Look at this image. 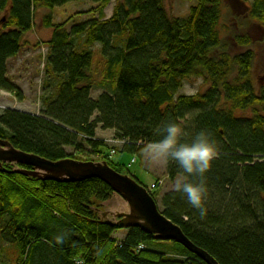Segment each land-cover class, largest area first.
I'll return each mask as SVG.
<instances>
[{
	"label": "trees",
	"instance_id": "obj_1",
	"mask_svg": "<svg viewBox=\"0 0 264 264\" xmlns=\"http://www.w3.org/2000/svg\"><path fill=\"white\" fill-rule=\"evenodd\" d=\"M71 1L79 0H0V89L23 99L8 78V60L29 42L38 9ZM93 1L102 6L100 15L70 28L45 16L44 26L54 28L44 44L58 84L44 95L39 116L5 109L0 139L52 161L74 157L68 147L84 152L89 146L101 156L106 144L97 139V128L102 124L126 141L120 152L142 157L143 146L160 139L168 122L182 126V142L206 129L219 156L204 178L190 179L208 186L207 216L201 218L176 190L164 196L163 213L220 264H264V86L260 90L253 78L251 37L242 33L231 36V45L225 42L226 0H196L186 18L170 16L164 0H116L107 18L103 9L112 0ZM246 8V24L264 23V0ZM82 36L88 48L79 50ZM95 43L102 44L104 80L113 88L97 99L91 95ZM232 45L245 50L231 54ZM196 78L208 84L204 92L176 97L185 80ZM189 115L192 122L183 126ZM101 160L127 173L110 157ZM13 168L5 164L0 170V264H207L181 244L165 245L139 228L116 239L121 228L98 222L93 209L113 195L98 178L40 181ZM180 174L182 169L169 162V177L175 181ZM152 186L147 188L157 201L151 190L158 185ZM58 233L65 234L63 244L54 242ZM156 243L174 246L177 255L147 247Z\"/></svg>",
	"mask_w": 264,
	"mask_h": 264
},
{
	"label": "rangeland",
	"instance_id": "obj_2",
	"mask_svg": "<svg viewBox=\"0 0 264 264\" xmlns=\"http://www.w3.org/2000/svg\"><path fill=\"white\" fill-rule=\"evenodd\" d=\"M255 1L226 0L221 32H223L222 36L228 45H231V36L246 33L251 37L253 44L250 48L255 54L252 73L256 86L261 90L264 86V23H254L252 26V22L246 24L244 20V18L249 17L247 12L250 9L246 6H252ZM115 4L116 0H112L104 7L103 12L107 18L113 15ZM165 4L170 16L186 18L197 2L196 0H165ZM101 7L93 0H79L65 3L52 10L38 9L35 25L26 35L29 42L25 44L21 52L9 64L8 78L22 90L23 99H19L17 95L11 92L0 89V114L5 109H13L39 116L44 107V95L50 93V91H55L59 77L50 70L48 64L49 47L44 44V41L51 38L54 28L44 26L45 16L51 14L54 25L65 22L66 26L70 28L78 22L98 17ZM84 40L85 36L78 39L77 46L79 50L88 48L85 46ZM41 42H43L42 45ZM91 49L94 52L92 72L96 81L91 95L92 98L97 99L101 94L111 92L113 88L110 85L111 83L104 80L105 60L102 55V44L95 43ZM244 50L245 47L232 45L229 52L231 54L242 53ZM207 88L208 84L204 81V78L185 80L176 97L196 95L199 92H204ZM98 115L96 113L93 119ZM191 117L192 115H189L186 121H182V125L188 124V121L192 122ZM81 138L84 139L85 137L81 136ZM97 139L106 144V147L101 148L103 152L101 156H97L89 146L86 147L84 152H77L74 148L68 147L66 148L67 152L71 156L74 155L71 158L81 161H99L101 158L110 157L116 164L125 166L127 173L139 180L145 187L151 189L152 184L156 183L158 187L151 191L156 195L159 207L163 211L162 201L164 196L175 191V181L182 174L178 175L176 180L173 181L168 175L169 162L162 161L159 164L149 165L146 163L145 158L137 153L120 152L126 141L118 139L114 129H104L102 124L97 128ZM111 206H118L114 197ZM126 233V229H119L115 231L114 237L120 240L125 237ZM161 243L173 245L165 241H161ZM147 247L166 250L171 256L177 255L174 246L165 247L156 243L147 245Z\"/></svg>",
	"mask_w": 264,
	"mask_h": 264
},
{
	"label": "water",
	"instance_id": "obj_3",
	"mask_svg": "<svg viewBox=\"0 0 264 264\" xmlns=\"http://www.w3.org/2000/svg\"><path fill=\"white\" fill-rule=\"evenodd\" d=\"M5 164L12 165L13 172L40 181L78 182L98 178L113 191L110 199L98 201L93 209L102 224L119 226L121 229L139 228L158 241H172L184 246L207 264H220L209 252L197 246L170 220L147 187L128 173H120L107 160L81 161L64 158L49 160L34 153L17 149L9 140L0 139V170ZM116 198L118 206H111Z\"/></svg>",
	"mask_w": 264,
	"mask_h": 264
},
{
	"label": "clouds",
	"instance_id": "obj_4",
	"mask_svg": "<svg viewBox=\"0 0 264 264\" xmlns=\"http://www.w3.org/2000/svg\"><path fill=\"white\" fill-rule=\"evenodd\" d=\"M183 134L184 129L179 123L168 122L163 127L161 138L146 143L141 149V154L149 165L162 161L175 162L182 169V175L175 181L174 188L183 193L188 203L204 218L208 213L205 203L208 186L203 179L193 183L190 178H204L219 156V149L206 129L197 131L190 142L181 141ZM64 241V233L54 236L56 244H63Z\"/></svg>",
	"mask_w": 264,
	"mask_h": 264
},
{
	"label": "crops",
	"instance_id": "obj_5",
	"mask_svg": "<svg viewBox=\"0 0 264 264\" xmlns=\"http://www.w3.org/2000/svg\"><path fill=\"white\" fill-rule=\"evenodd\" d=\"M12 59H13V58H10V59L8 60V70H9V64H10V62H11Z\"/></svg>",
	"mask_w": 264,
	"mask_h": 264
},
{
	"label": "bare ground",
	"instance_id": "obj_6",
	"mask_svg": "<svg viewBox=\"0 0 264 264\" xmlns=\"http://www.w3.org/2000/svg\"><path fill=\"white\" fill-rule=\"evenodd\" d=\"M164 5H165V8H166V4H165V0H164ZM167 9V8H166ZM48 10H50V9H48ZM141 248V247H140Z\"/></svg>",
	"mask_w": 264,
	"mask_h": 264
},
{
	"label": "built area",
	"instance_id": "obj_7",
	"mask_svg": "<svg viewBox=\"0 0 264 264\" xmlns=\"http://www.w3.org/2000/svg\"><path fill=\"white\" fill-rule=\"evenodd\" d=\"M155 185H153L152 187H154Z\"/></svg>",
	"mask_w": 264,
	"mask_h": 264
}]
</instances>
